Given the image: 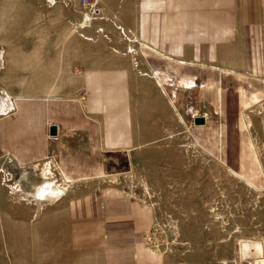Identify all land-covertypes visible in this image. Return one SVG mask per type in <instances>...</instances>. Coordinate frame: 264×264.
Returning a JSON list of instances; mask_svg holds the SVG:
<instances>
[{"label":"rangeland","instance_id":"obj_1","mask_svg":"<svg viewBox=\"0 0 264 264\" xmlns=\"http://www.w3.org/2000/svg\"><path fill=\"white\" fill-rule=\"evenodd\" d=\"M125 1L123 12L130 17L137 0H0V115L18 98L71 96L79 86L73 79L78 68L109 59L131 60L136 75H146L135 77L134 84L148 90L128 121L124 115L117 119L128 122L125 138L136 146L113 156L111 173L101 180L70 183L40 170L28 181L34 190L52 180L60 192L38 201L21 191L20 171L0 159V187L7 192L0 209V264H11L15 254L1 225L55 213L72 195L104 182L120 185L152 208L146 240L161 264L264 262V101L251 106L245 101L232 114L237 109L226 85L217 82L214 60L197 61L193 53L189 66L176 61L173 72L163 58L155 64L146 50L136 52L134 35L126 36L120 24ZM159 3L167 11V0ZM204 7L175 0L177 31L185 12ZM195 116L204 122L195 123Z\"/></svg>","mask_w":264,"mask_h":264},{"label":"crops","instance_id":"obj_2","mask_svg":"<svg viewBox=\"0 0 264 264\" xmlns=\"http://www.w3.org/2000/svg\"><path fill=\"white\" fill-rule=\"evenodd\" d=\"M143 1L129 8L130 17L123 12L128 3L120 7L121 27L126 36L134 35L136 52L152 54V63L163 58L173 72L176 61L189 66L193 53L197 61L214 60L210 66L220 69L217 82L226 85L237 109L232 114H239L245 101L248 106L264 101V0H196L204 10L185 12L181 32L175 0H167V11L159 10V0L146 6ZM138 63L143 66V59ZM134 68L128 58L83 66L73 75L79 86L71 96L18 98L0 115V159L20 171L24 194L34 191L28 181L40 170L42 176L53 173L70 183L101 180L111 173L113 156H125L136 146L125 138L128 122L117 121L139 108L148 91L134 84L135 77L146 76L136 75ZM53 184L60 192V184ZM6 195L0 187V209ZM153 219L149 205L120 185L104 182L72 195L62 210L40 219L9 220L1 229L14 247L11 264H161L146 240Z\"/></svg>","mask_w":264,"mask_h":264},{"label":"bare ground","instance_id":"obj_3","mask_svg":"<svg viewBox=\"0 0 264 264\" xmlns=\"http://www.w3.org/2000/svg\"><path fill=\"white\" fill-rule=\"evenodd\" d=\"M5 103V102H4ZM9 108H13V105H11V103L8 101V103H6ZM4 106V105H3ZM2 107V105H1ZM55 184L52 183V181L49 180H44L42 181V183L39 184V186L31 193V196L35 199L39 200H43V199H47V195L50 193L56 194L57 193V188L54 186ZM49 199V198H48ZM263 259V258H262ZM257 260L255 263L256 264H264L263 260Z\"/></svg>","mask_w":264,"mask_h":264},{"label":"water","instance_id":"obj_4","mask_svg":"<svg viewBox=\"0 0 264 264\" xmlns=\"http://www.w3.org/2000/svg\"><path fill=\"white\" fill-rule=\"evenodd\" d=\"M194 122L195 123H203L204 122V118L202 116H195L194 117ZM49 133L51 135L55 134L56 133V126L55 125H50V128H49Z\"/></svg>","mask_w":264,"mask_h":264},{"label":"built area","instance_id":"obj_5","mask_svg":"<svg viewBox=\"0 0 264 264\" xmlns=\"http://www.w3.org/2000/svg\"><path fill=\"white\" fill-rule=\"evenodd\" d=\"M83 2H85L86 0H82Z\"/></svg>","mask_w":264,"mask_h":264}]
</instances>
